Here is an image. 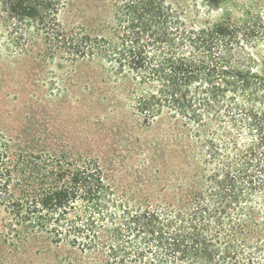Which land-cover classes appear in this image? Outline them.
<instances>
[{
  "label": "trees",
  "instance_id": "1",
  "mask_svg": "<svg viewBox=\"0 0 264 264\" xmlns=\"http://www.w3.org/2000/svg\"><path fill=\"white\" fill-rule=\"evenodd\" d=\"M191 1L102 0L92 29L61 23L64 0H0L7 55L122 82L141 165L105 172L46 128L0 129V245L44 242L53 264H264V10Z\"/></svg>",
  "mask_w": 264,
  "mask_h": 264
},
{
  "label": "rangeland",
  "instance_id": "2",
  "mask_svg": "<svg viewBox=\"0 0 264 264\" xmlns=\"http://www.w3.org/2000/svg\"><path fill=\"white\" fill-rule=\"evenodd\" d=\"M166 1L192 10L191 0ZM248 1L264 10V0ZM107 10L102 0H64L58 18L65 26L85 22L93 29ZM120 84L113 79L102 82L90 68H71L33 54L7 55L0 48V129L13 134L31 123L33 129L46 128L77 149L98 155L105 172H141L129 153L139 131L118 108ZM163 127L155 123L152 130L159 134ZM44 247V242L30 243L17 252L0 245V264H53Z\"/></svg>",
  "mask_w": 264,
  "mask_h": 264
}]
</instances>
